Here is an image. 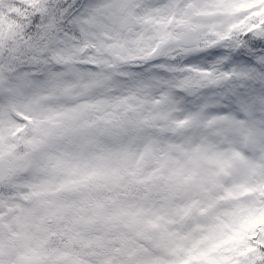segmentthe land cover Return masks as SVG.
<instances>
[{"label": "snow or ice", "instance_id": "snow-or-ice-1", "mask_svg": "<svg viewBox=\"0 0 264 264\" xmlns=\"http://www.w3.org/2000/svg\"><path fill=\"white\" fill-rule=\"evenodd\" d=\"M0 264H264V0H0Z\"/></svg>", "mask_w": 264, "mask_h": 264}]
</instances>
